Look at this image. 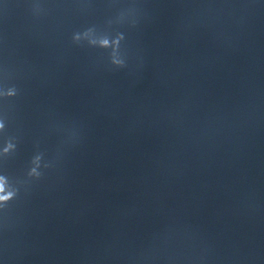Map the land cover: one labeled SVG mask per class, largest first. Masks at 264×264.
<instances>
[{
    "label": "water",
    "instance_id": "1",
    "mask_svg": "<svg viewBox=\"0 0 264 264\" xmlns=\"http://www.w3.org/2000/svg\"><path fill=\"white\" fill-rule=\"evenodd\" d=\"M0 264H264V0H0Z\"/></svg>",
    "mask_w": 264,
    "mask_h": 264
}]
</instances>
